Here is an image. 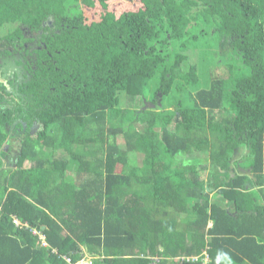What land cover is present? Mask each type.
I'll list each match as a JSON object with an SVG mask.
<instances>
[{
	"label": "trees",
	"instance_id": "16d2710c",
	"mask_svg": "<svg viewBox=\"0 0 264 264\" xmlns=\"http://www.w3.org/2000/svg\"><path fill=\"white\" fill-rule=\"evenodd\" d=\"M0 59V264H264V0H0Z\"/></svg>",
	"mask_w": 264,
	"mask_h": 264
},
{
	"label": "flooded vegetation",
	"instance_id": "af4514ba",
	"mask_svg": "<svg viewBox=\"0 0 264 264\" xmlns=\"http://www.w3.org/2000/svg\"><path fill=\"white\" fill-rule=\"evenodd\" d=\"M53 20L54 19L51 17L48 19V24L50 26H53ZM21 32H22L23 36L19 37L15 40V46L10 47L11 51H15V53L17 54V56L21 60V62H25L26 58L29 61L34 60L36 62L37 59L39 58V56L37 55V52L42 51L44 49L49 54H51L50 51L48 50L46 43H45V41L47 39V37L45 35L48 36L49 32H51V30L50 31L49 30L48 31L42 30V29L32 30L30 28L23 27ZM5 66L7 67V69L5 68ZM10 72H11V68L8 67L7 64H5V62H3L2 59H0V81H3L5 84H7L9 88H11V85L9 84L8 77H6L4 75L5 74L9 75ZM22 77L23 76L19 74V76L17 78L20 81V83L23 82ZM37 126H39V123L36 121L33 122V125L31 126V131L34 132V129Z\"/></svg>",
	"mask_w": 264,
	"mask_h": 264
},
{
	"label": "built area",
	"instance_id": "2783aa9c",
	"mask_svg": "<svg viewBox=\"0 0 264 264\" xmlns=\"http://www.w3.org/2000/svg\"><path fill=\"white\" fill-rule=\"evenodd\" d=\"M14 222L16 223V225H19V226L27 225L26 223L25 224L21 223L18 218H14ZM32 231L34 234H37L39 236L40 242L43 246L49 245V243L46 239V234L42 230H39L37 228H32ZM198 258H200L202 260V264H210V262H211L210 255L207 251H204V253L202 255H195V256L190 257V259H192V260H196ZM64 259L66 261V264H90L89 260L86 259V257H83L76 262H74L72 260L71 256H69V255H65Z\"/></svg>",
	"mask_w": 264,
	"mask_h": 264
},
{
	"label": "rangeland",
	"instance_id": "374dc122",
	"mask_svg": "<svg viewBox=\"0 0 264 264\" xmlns=\"http://www.w3.org/2000/svg\"><path fill=\"white\" fill-rule=\"evenodd\" d=\"M85 8V7H84ZM86 12H84V14H85ZM25 28H29V27H27V26H25ZM202 80H204V79H202ZM153 84V83H152ZM154 85V84H153ZM168 99L166 98L165 99V102L167 101ZM145 101H147L146 99H145ZM164 102V103H165ZM145 103V102H144ZM169 103V102H168ZM168 103H166V104H168ZM39 128H40V126H37L35 129H34V132H36V131H38L39 130ZM118 142H120V143H122V142H124V139L121 137V136H119L118 138ZM17 146H18V142H17V140H15L14 139V141H13V143H12V152L14 153L16 150H17ZM7 147H8V145H7ZM141 159H142V155L141 154H139V156H138V161L139 162H141ZM203 174H205V172L203 173Z\"/></svg>",
	"mask_w": 264,
	"mask_h": 264
},
{
	"label": "water",
	"instance_id": "95a60500",
	"mask_svg": "<svg viewBox=\"0 0 264 264\" xmlns=\"http://www.w3.org/2000/svg\"><path fill=\"white\" fill-rule=\"evenodd\" d=\"M160 102V101H159ZM154 106H156V104L155 103H153V102H151V101H145V104H144V106H143V109H147L148 107H154Z\"/></svg>",
	"mask_w": 264,
	"mask_h": 264
},
{
	"label": "crops",
	"instance_id": "0c3cea01",
	"mask_svg": "<svg viewBox=\"0 0 264 264\" xmlns=\"http://www.w3.org/2000/svg\"><path fill=\"white\" fill-rule=\"evenodd\" d=\"M224 203L226 204V206H228V207L230 206L231 207V204L230 203H228V202L227 203L224 202Z\"/></svg>",
	"mask_w": 264,
	"mask_h": 264
}]
</instances>
